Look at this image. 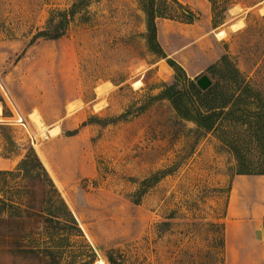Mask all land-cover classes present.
<instances>
[{
    "label": "rangeland",
    "instance_id": "1",
    "mask_svg": "<svg viewBox=\"0 0 264 264\" xmlns=\"http://www.w3.org/2000/svg\"><path fill=\"white\" fill-rule=\"evenodd\" d=\"M194 1L157 0L158 20L191 12L226 34L188 79L218 84L212 106L232 96L233 67L250 88L211 132L156 99L175 72L147 45L142 0H85L66 29L76 0H0V264H264V215L243 217L240 198L228 217L238 173L264 176V0ZM225 56L232 68L210 72ZM32 151L54 188L33 157L18 170Z\"/></svg>",
    "mask_w": 264,
    "mask_h": 264
},
{
    "label": "trees",
    "instance_id": "2",
    "mask_svg": "<svg viewBox=\"0 0 264 264\" xmlns=\"http://www.w3.org/2000/svg\"><path fill=\"white\" fill-rule=\"evenodd\" d=\"M85 0H76V3H74L72 10H70L69 13L60 14L62 17V22L59 24L58 27H61V29H66L68 26V19L70 17H74L78 11V9L82 8V4L85 3ZM143 5V11L146 15V42L150 49V51L159 57L161 60H166L168 66L173 69L175 72V83L172 86H165L164 90L161 92L159 96H157V100H168L173 105L175 111L179 115L180 118L183 120L189 121L194 123L198 128L204 129L207 132H211L216 128V125L219 123V121L227 116V115H233L235 114L234 110H232V101L234 99V93L236 91L243 92L250 91L249 86L244 84V81L242 80L241 76L239 75L238 70H236L233 67V72L229 68V70L236 75L238 78L232 83H229L228 91L231 92L228 93L232 96L226 99L222 104L217 106H212V102L216 100V97L218 95V84H215L211 86L207 91L203 92L201 91L195 82L188 79L186 72L184 69L178 65L175 61L172 59H168V57L165 55L163 49L161 48L159 42H158V36H157V27H156V20L159 17V13L157 11V0H142ZM178 5H181L177 0H173ZM166 3V1H165ZM182 6V5H181ZM187 19L186 20H178L176 22L184 23V24H193L195 21V17L191 14V12L186 13ZM166 19L165 17H163ZM64 27V28H62ZM58 29V28H57ZM59 34L56 36L58 37ZM231 66V63L229 62L228 58L225 56L221 59L219 65H214L209 68L210 72H216L219 68V66ZM181 79H187L189 81L188 90H182L180 89L179 82ZM239 79L241 80V83L239 82ZM187 97H192L193 99L198 100V102H194L193 104H190L187 100ZM236 97V96H235ZM241 97V96H237ZM256 119L258 120V124L260 126V131L264 133V114L263 111L258 110L256 112ZM234 153L236 154V157L238 158L239 163H241L242 160V154L240 151L237 150V148H234ZM33 157L35 162L38 163V165L43 169L45 172V175L49 179L50 184L54 188V183L51 180V178L48 176L47 171L43 167L42 163L39 161L38 157L36 156L35 152H30V155L26 156L18 165V170L21 171L23 169H27V171L33 170L35 167L32 165V161L30 158ZM240 176H249L250 174L246 173L245 171H240L238 173ZM264 175V174H261ZM59 198L60 203L65 207L63 200ZM108 260L110 264H115L116 262L113 260V258L110 256L108 257Z\"/></svg>",
    "mask_w": 264,
    "mask_h": 264
},
{
    "label": "crops",
    "instance_id": "3",
    "mask_svg": "<svg viewBox=\"0 0 264 264\" xmlns=\"http://www.w3.org/2000/svg\"><path fill=\"white\" fill-rule=\"evenodd\" d=\"M190 2H184V4L191 5ZM194 3L199 7L198 1H194ZM200 7L201 17H204L206 21H208L210 18L209 10L205 6L200 5ZM156 27L158 42L165 55L168 59H172L180 65L190 76L206 67V58L213 53L215 50L214 47L217 46L218 41H220H217L215 38L216 36L212 35L208 31H205L203 28H196V23L184 24L180 22H167L166 20L157 19ZM202 47H205V50H202ZM200 58L205 59L204 64L198 63L200 62ZM242 196H245L243 200ZM240 198L243 203L241 208L239 207L241 210L238 211L242 213L243 217L250 218L252 214V217L256 214V217H258V213L259 215H264V176H237L235 178L228 211V217L232 220L233 218L235 219V211L238 209L237 205ZM252 221H249V228H252L253 230L255 229V234H258L257 227L262 224L258 222L260 221L259 218L256 220L253 219ZM233 226V228H230V232L228 230L231 235L237 233V230H235V224ZM262 242V244L261 242L258 244L256 242V245L264 247V235H262ZM253 245L255 244L253 243ZM238 248L244 252L242 255H244L246 250H248L247 246L243 244L238 246ZM246 259H243L240 264H244L245 262L247 263Z\"/></svg>",
    "mask_w": 264,
    "mask_h": 264
},
{
    "label": "bare ground",
    "instance_id": "4",
    "mask_svg": "<svg viewBox=\"0 0 264 264\" xmlns=\"http://www.w3.org/2000/svg\"><path fill=\"white\" fill-rule=\"evenodd\" d=\"M241 27V26H240ZM235 29V28H234ZM226 36L225 32L221 31L217 34V37L219 38V40H222L224 37ZM139 84L136 82V85ZM135 85V86H136ZM99 91V90H98ZM102 91V90H101ZM100 93V92H99ZM101 94V93H100ZM100 96V95H99ZM102 97V96H101ZM71 107V106H69ZM74 107V105H73ZM72 108V107H71ZM0 113H1V108H0ZM33 120H34V126H36V128L44 131L47 130L46 125L44 124L43 120L39 117L38 113L34 114L32 116ZM50 134L52 137H56L59 134V129L55 128L53 130L50 131ZM234 201V200H233ZM98 264H105L103 261H99Z\"/></svg>",
    "mask_w": 264,
    "mask_h": 264
},
{
    "label": "water",
    "instance_id": "5",
    "mask_svg": "<svg viewBox=\"0 0 264 264\" xmlns=\"http://www.w3.org/2000/svg\"><path fill=\"white\" fill-rule=\"evenodd\" d=\"M196 84L200 90L205 92L212 86V81L207 76H202L197 80Z\"/></svg>",
    "mask_w": 264,
    "mask_h": 264
},
{
    "label": "built area",
    "instance_id": "6",
    "mask_svg": "<svg viewBox=\"0 0 264 264\" xmlns=\"http://www.w3.org/2000/svg\"><path fill=\"white\" fill-rule=\"evenodd\" d=\"M14 121H16L15 123H17V125H20L23 128H27V121L25 118L18 116Z\"/></svg>",
    "mask_w": 264,
    "mask_h": 264
}]
</instances>
